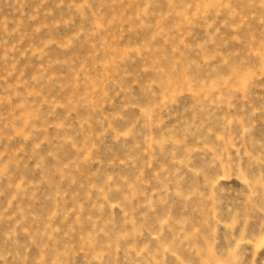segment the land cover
I'll return each instance as SVG.
<instances>
[{
  "label": "rangeland",
  "instance_id": "obj_1",
  "mask_svg": "<svg viewBox=\"0 0 264 264\" xmlns=\"http://www.w3.org/2000/svg\"><path fill=\"white\" fill-rule=\"evenodd\" d=\"M0 264H264V0H0Z\"/></svg>",
  "mask_w": 264,
  "mask_h": 264
}]
</instances>
